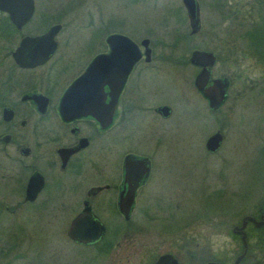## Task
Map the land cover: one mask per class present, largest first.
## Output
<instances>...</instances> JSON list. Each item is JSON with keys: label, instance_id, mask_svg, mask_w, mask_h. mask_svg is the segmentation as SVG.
I'll return each instance as SVG.
<instances>
[{"label": "flooded vegetation", "instance_id": "af4514ba", "mask_svg": "<svg viewBox=\"0 0 264 264\" xmlns=\"http://www.w3.org/2000/svg\"><path fill=\"white\" fill-rule=\"evenodd\" d=\"M6 1L10 2L9 6L15 12L12 18L9 12L0 9V211L5 212L9 219L15 218V221L24 210L66 211L61 227L65 239L79 248H98L105 242L109 229L106 221L98 215L94 201L98 197L104 201L110 200L117 215L128 222L137 197L145 190L151 177L153 164L148 156L134 150L124 151L128 144L120 149H117V145L125 143L129 128H124L118 122L127 121L138 111L147 110L148 104L141 102L138 91L145 70L152 65L153 44L150 38L145 37V31L130 34L111 30L114 22L113 18H108L93 26V50L101 44L104 49L95 53L88 63L82 68V65L75 67L74 63H54L53 58L60 48V38L72 5H80L83 0H31L33 8L28 18L24 15L29 0ZM157 1L166 2L163 18L167 16L172 25L171 28H163V35L170 36L168 41L164 40V45L169 44L174 50H189L186 62L190 67L187 71L192 75L189 82L210 111L221 109L232 90L238 92V97L246 90L257 97L264 95V0ZM56 25L59 27L54 34L57 44L55 52L44 62L32 63L30 57L33 50H45L47 45L45 42L42 45L28 43L26 39L40 37ZM113 34L126 36L133 41L138 47L139 58L122 85L111 122L102 126L90 114L64 117L60 110L64 93L97 55L112 51L113 41L109 39ZM136 36L142 38L136 39ZM146 39L150 48L149 60H146L143 45ZM195 52L213 55L212 64L205 65L210 71L206 87L211 86L215 79L227 81L225 99L217 109L209 107L208 99L195 85L196 76L203 68V65L196 64L203 61L201 57H194ZM75 69L79 70L73 75ZM113 73L114 70L112 77ZM104 92L108 104L113 94L111 84L104 86ZM163 105L170 108L166 117L158 111ZM149 112L166 119L171 115L172 108L169 104H159L151 107ZM120 126L122 128L119 129ZM121 151H124L122 156ZM115 152L118 154L116 172L111 161ZM129 154L136 158H147L149 172L138 182L130 217L125 219L118 204L129 193V184L125 182V157ZM131 167L135 173L142 170L140 164ZM51 183L59 186L57 195L49 192ZM251 201L248 211L244 212L248 206L238 211L237 215L241 216L239 221L230 226V222L223 219L224 224L228 223L223 230V239L231 237L236 246L232 259L225 247H221L217 260L219 264H264V187L258 189ZM85 206H89L92 214L105 226L104 235L87 244L69 235L71 222ZM246 217L253 220L244 221ZM19 241L16 236L7 244L14 251L20 250L21 255L27 254L25 243L21 240L19 244ZM56 252V248L43 249L45 258L53 257Z\"/></svg>", "mask_w": 264, "mask_h": 264}, {"label": "rangeland", "instance_id": "374dc122", "mask_svg": "<svg viewBox=\"0 0 264 264\" xmlns=\"http://www.w3.org/2000/svg\"><path fill=\"white\" fill-rule=\"evenodd\" d=\"M165 6L166 2L157 0H83L72 5L53 58L54 63L82 68L104 49L101 44L93 50L91 39L94 24L108 18H113V31H145L143 35L151 39L152 65L145 70L138 91L147 110L118 122L129 128L128 138L117 149L128 144L124 151L146 155L153 164L130 221L117 215L110 200L98 197L94 204L108 225V236L98 248H79L61 232L66 211L24 210L12 222L0 211V264H150L164 252L174 254L182 264H202L219 260L223 246L234 257L233 240L223 239L228 225L223 219L230 226L239 221L240 208L248 206L244 212L248 211L258 189L264 187V95L257 97L246 90L238 97L232 90L221 109L210 111L189 82V50L164 45L170 36L163 35V28L172 27L167 16L163 18ZM159 104L171 106L168 118L149 112ZM216 130L222 133L223 142L210 153L205 141ZM117 157L115 152L111 160L114 172ZM48 189L52 195L59 193L54 183ZM16 236L19 244L21 240L25 243L27 254L9 248ZM44 247L57 252L45 258Z\"/></svg>", "mask_w": 264, "mask_h": 264}, {"label": "water", "instance_id": "95a60500", "mask_svg": "<svg viewBox=\"0 0 264 264\" xmlns=\"http://www.w3.org/2000/svg\"><path fill=\"white\" fill-rule=\"evenodd\" d=\"M9 5V1L0 0V9L9 12L11 17L14 18L15 11ZM32 8V1L29 0L28 9L24 15L25 18L31 15ZM58 27V25L51 27L47 33L40 37L26 39V41H29L28 43L32 42L37 43V45L38 43L42 45V43L45 42L47 45L45 50H33L32 57H30L32 63L44 62L55 52L57 44L54 40V34L58 30ZM109 40L113 41L112 51L109 54L97 55L90 62L85 71L74 80L64 93L60 104L61 114L64 117L68 118L90 114L96 117L102 126L108 125L111 122L112 115L115 113L118 95L129 70L139 58V51L137 45L126 36L113 34L110 36ZM143 45H145L146 60H149L150 48L148 47L147 39L143 41ZM194 57H201L203 61L196 62L197 65H203V68L196 76L195 85L208 99L209 107L211 109H217L225 99L227 81L225 79H215L211 86L206 87L210 71L205 65L212 64L213 55L208 52H195ZM113 70L114 75L112 77L111 72ZM107 84H111L113 91L111 95L112 98L108 104L105 102L106 95L104 92V86ZM169 109V106L163 105L158 108V111L166 117L169 113ZM221 144L222 134L217 130L206 139L205 149L210 153H214L220 148ZM125 163V182L129 184V193L119 201L118 209L124 215L125 219H128L130 217L131 205L134 201V191L138 182L148 175L149 160L147 158H136L129 154L125 157ZM133 164H140L142 170L139 173H135L134 169L131 167ZM38 188L39 187H37V189ZM28 196H30L29 192ZM246 219L253 220L252 217H246L244 221H246ZM104 233L105 226L92 214L89 206H85V208L73 219L69 227V235L83 244L98 240ZM152 264L182 263L172 253L164 252L159 254ZM202 264L219 263L211 260ZM235 264H237V262Z\"/></svg>", "mask_w": 264, "mask_h": 264}]
</instances>
